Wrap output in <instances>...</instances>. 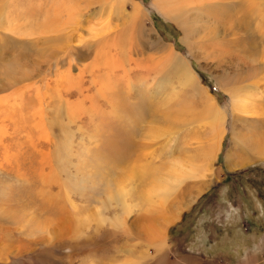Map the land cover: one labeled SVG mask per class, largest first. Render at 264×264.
Listing matches in <instances>:
<instances>
[{
	"label": "rangeland",
	"instance_id": "1",
	"mask_svg": "<svg viewBox=\"0 0 264 264\" xmlns=\"http://www.w3.org/2000/svg\"><path fill=\"white\" fill-rule=\"evenodd\" d=\"M217 2L222 24L190 37L157 0H0V264H264V5ZM47 13L65 42L33 41ZM8 28L30 34L10 45ZM68 40L83 56L60 55ZM128 122L139 136L120 161ZM173 162L202 173L166 200L186 203L176 216L151 218Z\"/></svg>",
	"mask_w": 264,
	"mask_h": 264
},
{
	"label": "bare ground",
	"instance_id": "2",
	"mask_svg": "<svg viewBox=\"0 0 264 264\" xmlns=\"http://www.w3.org/2000/svg\"><path fill=\"white\" fill-rule=\"evenodd\" d=\"M157 1L161 4V6L163 8L168 9L170 11L167 14V16H169L170 18H172L174 20V22H176L177 24L181 25L182 26V29L184 30V32L186 33V35L189 34L190 37H191V35L193 36L194 32H198V30H200L201 22H203V23H205V22H207V23L208 22L209 23L210 22H213V23H221L219 21H222L224 19L223 15H216V14H214L217 11V7H220L221 6V4H218L219 1L217 3H215V4L214 3H211V1H214V0H157ZM253 1L256 4L255 6H256L257 14L258 13L261 14V12H262L261 7L264 5V0H262L263 1V5L261 4V6H259L258 3L255 0H253ZM218 5H220V6H218ZM89 6H90V4H89ZM212 7H216V8H212ZM59 8H61V7H59ZM59 8H58V10H59ZM140 8H141V6L140 7L139 6H134L132 13H130V15L127 14V18L128 19H131L133 21L134 26L135 25H141L142 20H143V16L146 15V14L143 15L142 10ZM74 10L67 12V20H68V22H70L71 20H74V16H75L76 17L75 22H77V25L78 24H82V19L84 18L85 15H81L79 18H77L76 14H75L76 12L74 13ZM48 14H50V13H47V15H45L43 24L42 25H39L42 28H45L46 26H48V27H46L44 29V33H43L44 36H43V38L41 37L42 40H40V39L33 40V41H40V42H42L43 43L42 45L45 46V47L51 46L52 44H55L56 42H61V41H64L65 42V40H67V38H68V32H66L67 29H68L66 27V22L63 23L62 25L59 24L60 26L59 25L58 26H54L53 25L51 27L49 25V23L52 22V21L49 19ZM77 14H78V12H77ZM5 15H6L5 14V10H3V8H2V11L0 13V19H5ZM55 16H58V15H55ZM211 16L214 17V18H212ZM22 17H25V16H22ZM18 21H19V19H15V20L12 19L11 20V23L12 22H18ZM60 22H61V20H60ZM213 23H212V25H213ZM230 25H233V24H230ZM128 26L129 25H127L125 27L127 28ZM139 27L140 28H143V25L142 26H139ZM214 28H216V27H214ZM7 30L10 33L12 32V36L9 37V38H8L9 35L3 36V39L9 40L10 45L11 44L12 45L24 44V41L23 40H20L19 37H23L26 34H30V32H28L26 30H23L22 31V29H20L18 32H17L16 29H9L8 28ZM71 30H73V29H71ZM68 31L70 32V30H68ZM16 32H17V34H15ZM131 32H134L135 33V31H131ZM131 32L130 33L126 32V37H130V35H132ZM127 33H128V35H127ZM211 33H213V32L211 31ZM201 34H203V33H201ZM15 35L18 36V37H16ZM212 35L209 34L207 36V40H210V41L212 40V42H214V40H216L215 39L216 36H212ZM70 36H72V35H70ZM52 46H54V45H52ZM58 46H60L61 52L60 51H56L55 52L56 59L59 56V52H60V55L64 59L69 60V61L74 60V57L75 56L76 57L83 56V54L81 55V52L78 51L81 47L80 46H77V45H73L72 42H70V40L67 41V45H63L62 43H59ZM156 46H158V48L161 49V50L162 49L165 50V48H166V45H165V43H163L162 40L157 41ZM172 58L176 60V63H174L175 64L174 65V68L181 75V78L184 81V85L194 87L196 90H200L201 89L200 88V85H198L196 83V80L193 77V73L185 65L184 62H181V58L178 57V56H176V55H172ZM121 59H122V56H121ZM75 60H77V59H75ZM178 60H180V61H178ZM132 85H133V87H132ZM134 85H135V83L134 84H131V83L128 84L127 87H129V92H128L129 95L132 93V90L134 89ZM135 89H136V87H135ZM119 100L122 102V104H123L124 107L128 103V100H121V99H119ZM118 106H120V104ZM121 110H123V109H121ZM128 123H130V122H128ZM128 123H126V125L125 124L123 125V126H126L125 128L129 130L128 133H126V134H122L121 133V137H124V140H126L128 142V144L127 145L121 144V146H120V149L122 151V155H120V158L118 159L120 161H125V159L131 158L132 156H134V152H135L134 151V146L136 144V142H135L136 140L134 141L132 138L135 139V137L139 136V130L136 131L134 127H131L130 126V125H132V123H130V124H128ZM119 125H120V123H119ZM142 138H143V140H140L141 142H145L147 140V138H144V137H142ZM143 144L144 143H141V145H140V146H142V148L144 147ZM68 146H70V145H68ZM137 149H138V147H137ZM201 173H202V170L199 167L195 166V165L186 164V163L184 164V163H179V162H176V163L173 162V165L169 168V171H168L167 176L160 177L156 182H155V180L153 181L154 186H153V189L151 190V193H152L151 196H153L154 199H156L157 197H159V198L163 199L164 202L162 204L163 207L161 205L156 206V204H155L156 207L155 206H148L150 208V209H148V210H150V212H148V213L150 214L151 218H152V216H155V215L158 216V217L159 216H163V213H168V212H169L170 215H172V217L176 216V212H178L179 210H181L182 209V206H184L186 203H183L182 200H181L178 203V206L176 205V209L175 210L172 209V208L171 209H167V207H166V200H168L173 195V193L176 192V190L180 187V185L182 183H184V181H186L187 179L197 178L199 176V174H201ZM74 212H76V211H74ZM0 218L1 219H7V218H11V217H10V214L8 212L0 211ZM85 218H86V216H85ZM30 221L31 222H35L34 219H31ZM33 225H34L33 227H34L35 230H38L40 228V226H41V224H39L37 222L34 223ZM79 227L80 226L77 227V230L79 229ZM251 260H252L251 262L253 264H260L259 263V257L258 256H254L253 259H251Z\"/></svg>",
	"mask_w": 264,
	"mask_h": 264
}]
</instances>
